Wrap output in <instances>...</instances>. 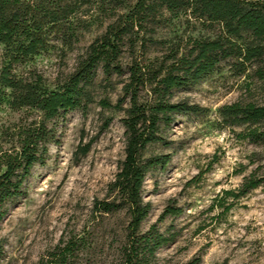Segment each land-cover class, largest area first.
I'll use <instances>...</instances> for the list:
<instances>
[{
    "label": "rangeland",
    "instance_id": "obj_1",
    "mask_svg": "<svg viewBox=\"0 0 264 264\" xmlns=\"http://www.w3.org/2000/svg\"><path fill=\"white\" fill-rule=\"evenodd\" d=\"M135 1H94L86 16L88 29L82 30L72 49L56 42L18 69H31L46 86L56 88L107 23ZM153 11L140 31L124 37L119 59L123 74L107 77L98 69L87 107L61 113L49 122L56 142L48 146L43 164H36L26 178L25 194L7 205L0 224V264H40L48 256L55 261L68 241L65 264L124 263L128 215L124 209L102 213L96 203L111 199L108 184L124 158L123 118L129 98L122 87L127 82L130 43L153 69L187 53L193 39L224 33L219 23L202 21L189 10L168 11L156 5ZM2 53L0 45V65ZM241 68L234 58L225 59L198 83L173 91L171 101L206 110L175 114L170 124L160 126L159 140L144 150V156L169 153L171 161L145 178L142 200L150 204V211L139 233L156 224L160 233L175 239L154 255L144 254L141 247L136 264H185L196 257L199 264H264V145L251 143L245 132L239 134L241 128L224 125L217 111L236 100L264 105V79L252 68L244 72ZM150 100L149 87L140 88L138 102ZM26 115L31 114L5 108L0 126ZM259 127L264 129V122ZM250 172L263 179L261 184L222 211L218 205L231 201L223 189H236ZM170 201L182 212L160 221Z\"/></svg>",
    "mask_w": 264,
    "mask_h": 264
},
{
    "label": "trees",
    "instance_id": "obj_2",
    "mask_svg": "<svg viewBox=\"0 0 264 264\" xmlns=\"http://www.w3.org/2000/svg\"><path fill=\"white\" fill-rule=\"evenodd\" d=\"M96 0H0V45L3 46L0 65V112L30 113L7 125L0 126V224L7 213V205L25 194L24 182L36 164H43L48 146L56 142L49 122L61 113L85 109L92 101L90 88L97 70L110 77L121 75V47L125 36L140 31L142 22L156 5L168 11L189 10L202 21L219 23L224 30L217 38L193 39L187 53L175 55L168 66L151 68L136 54L130 43L131 60L126 67L127 82L123 91L129 98L123 118L125 127L124 158L119 162L113 179L108 184L110 200L98 201L102 213L124 209L128 215L127 243L123 250L124 263L136 264L139 250L154 255L175 235H164L152 224L144 234L139 233L150 204L143 202L142 189L147 174L165 169L171 154L144 156L148 144L159 140L160 126L172 122L175 114H198L206 109L186 101H171L175 89L187 88L212 74L218 64L234 58L242 71L252 68L259 79H264V0H136L126 5L114 21L107 23L104 32L90 42L78 57L73 72L56 88L46 86L40 75L25 67L34 56L60 42L68 50L79 41L82 30L88 29L86 19L89 4ZM125 1L126 0H114ZM148 86L152 100L138 102L139 90ZM109 106L107 100L102 101ZM119 105V103H118ZM226 126L241 128L239 134L256 145H264V105L236 100L217 109ZM263 179L254 172L243 176L236 189H223L231 199L222 211L230 210L234 201L257 188ZM182 208L168 203L159 220L181 214ZM58 258L48 256L40 264H65V248ZM59 249V247H58ZM63 255V256H62ZM61 256V257H59ZM196 257L185 264H199Z\"/></svg>",
    "mask_w": 264,
    "mask_h": 264
}]
</instances>
